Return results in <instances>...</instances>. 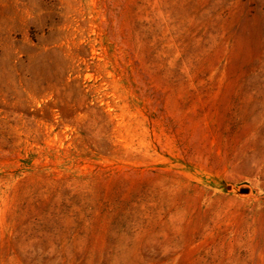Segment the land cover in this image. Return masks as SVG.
<instances>
[{
	"label": "rangeland",
	"instance_id": "obj_1",
	"mask_svg": "<svg viewBox=\"0 0 264 264\" xmlns=\"http://www.w3.org/2000/svg\"><path fill=\"white\" fill-rule=\"evenodd\" d=\"M0 264H264V0H0Z\"/></svg>",
	"mask_w": 264,
	"mask_h": 264
}]
</instances>
